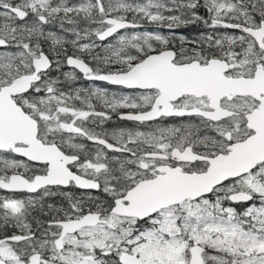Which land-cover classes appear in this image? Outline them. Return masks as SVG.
<instances>
[{
	"label": "snow or ice",
	"instance_id": "6c2138e0",
	"mask_svg": "<svg viewBox=\"0 0 264 264\" xmlns=\"http://www.w3.org/2000/svg\"><path fill=\"white\" fill-rule=\"evenodd\" d=\"M0 190V264H264V0H0Z\"/></svg>",
	"mask_w": 264,
	"mask_h": 264
},
{
	"label": "flooded vegetation",
	"instance_id": "af4514ba",
	"mask_svg": "<svg viewBox=\"0 0 264 264\" xmlns=\"http://www.w3.org/2000/svg\"><path fill=\"white\" fill-rule=\"evenodd\" d=\"M182 28H186V29H182V30H176V32L178 34H182L186 37H188L189 39H194L196 38L195 35L197 33H200L202 31L204 32H209L210 30L206 29L205 26L203 25H186ZM192 28V29H190ZM151 30V29H150ZM165 29H162L161 31L164 32V34H167V30ZM224 31H231V30H224V29H221L220 32H224ZM96 43L99 45L101 42L99 41H96ZM72 51H74L71 47L69 48V54L72 53ZM96 52H99L101 51V48L100 47H97L95 49ZM86 60H89V58L87 56L84 57ZM61 71L58 72V75L57 77H60V80H61V87H63L66 91L68 90H74V89H85V90H89V89H93L95 87H100V88H104V89H107L109 94H111L112 92H116L117 95H120V94H126L129 92V90L127 89H122L121 87L119 86H113V85H109V84H106V83H103V82H99V81H89V80H86L83 78V75L77 71H75L74 69H71L65 65H63L60 69ZM75 71V74L77 76V79L72 81V80H68V84H66V81L64 80L65 78L63 77L62 73L64 72H73ZM52 76H54V73L52 72ZM90 85H92L90 87ZM78 103V102H77ZM127 111V110H125ZM188 118L185 117V118H179V117H169V118H166L164 120V124L165 125H179L180 123L182 122H187ZM91 126V125H90ZM94 127V126H93ZM113 127H118V128H127V129H137L138 127V130H141V131H149L151 130L150 127H148L147 125H142V126H137L134 124V122H131V121H122V120H119L117 116H115L113 114V118L112 120L110 121H106L105 124L102 126V129L107 131V132H110L109 129L110 128H113ZM97 131H100L101 128H96ZM77 142H81V141H77ZM86 144V146H89V147H92L93 145L91 144V142L89 141H82ZM20 159H23V158H20ZM65 191H70L74 196L76 197H85L91 193L92 195H98V193H96L94 190H84V189H79V188H75V187H69L68 189H65ZM4 195H10L9 193L3 191V190H0V196H4ZM30 194L28 193H17L16 194V198H21V199H26ZM57 197L59 198L57 200L56 203H59L61 202L62 204L65 203V199L62 195L58 194ZM51 198L52 197H48V198H45L46 200V203H52L54 204V202L51 201ZM56 205V204H55ZM34 215H38V213L36 212H33ZM35 226V225H34Z\"/></svg>",
	"mask_w": 264,
	"mask_h": 264
},
{
	"label": "rangeland",
	"instance_id": "374dc122",
	"mask_svg": "<svg viewBox=\"0 0 264 264\" xmlns=\"http://www.w3.org/2000/svg\"><path fill=\"white\" fill-rule=\"evenodd\" d=\"M73 2H76V0H73ZM139 2H143V0H139ZM131 16V14H129V17ZM184 30V29H186V28H180V29H178V30ZM190 29H192V28H190ZM55 31H57L58 32V34H60V35H64V33L63 32H61L60 30H59V28L57 27L56 29H54ZM165 30H167V29H165ZM164 30V31H165ZM167 32H168V30H167ZM201 33H206V32H204V31H202V32H200V33H197L196 35H195V37H197V36H199ZM163 34H164V32H163ZM168 34V33H167ZM167 34H165V35H167ZM177 35H180V34H178L177 33ZM74 37H72L71 36V34H68V39H73ZM111 39V38H110ZM82 42H89V41H82ZM71 46L69 45L68 46V48H70ZM45 48H47V45H45ZM100 53L102 54V49H101V51H100ZM61 70H59V71H55V70H53V73H54V76L53 77H57V75H58V72H60ZM65 81H66V84H68V80H66V79H64ZM92 85H90V87H91ZM93 87V86H92ZM123 111H125V110H123ZM118 129H120V128H118V127H113V128H110L109 129V133H111L112 131H116V130H118ZM125 129H127V128H125ZM59 198L57 197V195L56 196H54V197H52L51 198V201L52 202H54V204H56L57 206H60V205H62V203L61 202H59V203H56L57 202V200H58ZM33 216H39V214L38 215H34L33 214ZM40 218H44V217H40ZM31 219V218H30Z\"/></svg>",
	"mask_w": 264,
	"mask_h": 264
},
{
	"label": "water",
	"instance_id": "95a60500",
	"mask_svg": "<svg viewBox=\"0 0 264 264\" xmlns=\"http://www.w3.org/2000/svg\"><path fill=\"white\" fill-rule=\"evenodd\" d=\"M68 66V65H67ZM68 67H70V66H68ZM70 68H72V67H70ZM76 71H78V70H76ZM79 72V71H78ZM101 82V81H100ZM104 83H106V82H104ZM115 86V85H114ZM23 159H25V158H23Z\"/></svg>",
	"mask_w": 264,
	"mask_h": 264
}]
</instances>
